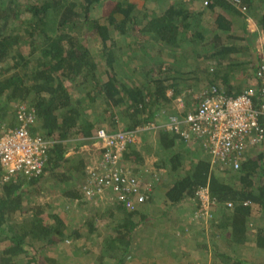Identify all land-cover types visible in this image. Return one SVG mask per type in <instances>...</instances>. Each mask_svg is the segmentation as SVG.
<instances>
[{
    "label": "trees",
    "instance_id": "1",
    "mask_svg": "<svg viewBox=\"0 0 264 264\" xmlns=\"http://www.w3.org/2000/svg\"><path fill=\"white\" fill-rule=\"evenodd\" d=\"M148 1L141 5L130 0H0V122L15 128V106L26 104L36 117L31 133L49 144L41 175L0 180V264H60L52 257L39 260L41 252L82 237L81 227L70 230L66 217L48 203L33 199L46 194L43 185L53 179L65 185L67 200L86 208L87 168L101 154L95 141L98 129L133 132L151 125L160 127L183 92L188 108L195 109L199 94L193 92L192 84L182 85L187 80L206 82L231 98L259 87L256 74L264 57V13L257 24L262 53L247 68L237 65L236 56L243 48L233 31L239 20H250L254 0H239L238 4L235 0H153L161 7L152 10L146 6ZM95 42L102 47L97 53L92 49ZM185 45H190L191 59L202 56L209 62L205 69L182 73L174 67L175 61H167L178 57L171 55L163 61L165 50ZM194 46L201 53L194 55ZM123 47L129 55H124ZM125 57L136 63L129 71L141 77V83L126 84L119 77L126 70ZM242 68L253 73L255 83L242 84L243 91L234 92L230 77ZM263 104L258 92L255 108ZM162 110L168 113L159 121ZM74 139L80 140L79 145L69 143ZM155 141L163 171L173 177L167 185L166 204L189 201L198 210L197 191L210 190L217 214L212 217V235L219 245L217 235L223 233L227 248L209 251L211 264H264V141L242 154L237 169L226 170L212 168L203 149L165 130L155 132ZM142 153L131 146L124 162L143 164ZM147 195L149 200L134 210L125 202L107 203L105 216L111 220L120 217L104 239L105 254L98 258L99 264H128L134 258V234L148 219L140 209L154 198V193ZM138 215L142 218L137 222ZM255 215H260L257 220ZM253 219L262 223L257 226ZM85 223L94 231L92 221ZM248 245L249 258L236 254L245 252Z\"/></svg>",
    "mask_w": 264,
    "mask_h": 264
},
{
    "label": "built area",
    "instance_id": "2",
    "mask_svg": "<svg viewBox=\"0 0 264 264\" xmlns=\"http://www.w3.org/2000/svg\"><path fill=\"white\" fill-rule=\"evenodd\" d=\"M261 59L256 74L259 89L250 87L231 98L215 87H208L197 97L195 109L187 108L186 93L176 98L170 118L160 127L151 125L133 132L98 129L95 141L101 154L87 168L84 189L88 203L120 201L134 210L149 200L147 193H154L155 183L145 184L136 173L138 167L124 162V155L131 146L138 149L146 133H155L158 129L203 149L212 168L237 169L242 154L264 141V104L260 109L254 105L258 92L264 99V57ZM15 118V128L0 122V180L3 182L18 175L28 178L41 175L48 159V142L30 130L36 121L34 111L26 104L16 105ZM149 175L158 182L157 174ZM196 195L200 201L196 216L211 219L214 203L209 188H200Z\"/></svg>",
    "mask_w": 264,
    "mask_h": 264
},
{
    "label": "rangeland",
    "instance_id": "3",
    "mask_svg": "<svg viewBox=\"0 0 264 264\" xmlns=\"http://www.w3.org/2000/svg\"><path fill=\"white\" fill-rule=\"evenodd\" d=\"M130 1L139 2L141 5L144 4V0ZM146 6L148 9L152 10L161 7V4L151 0L148 1ZM96 14L97 13H93L94 16ZM132 40L136 41V38L134 37ZM125 44L126 42L122 41L121 45L125 46ZM190 45H185L186 48L179 50H165L163 52V58H169L171 55L178 57V59L176 58L167 61L172 63L175 61L176 64H173L174 67L179 69L182 73L191 71V69L193 73H195V71L200 72L205 69L206 64H209V62L202 56V58L200 57L199 59H191L192 53L189 52V50H191L189 49ZM101 48L100 42H95L92 45V49L96 53L97 51H100ZM123 48L124 55H129V50L125 47ZM185 49H187V53L185 52ZM193 50L194 55L195 53H201L200 47L194 46ZM166 58H164L163 61H165ZM187 59H189V61H187ZM102 60L105 61V58H102ZM132 60L131 57H125L123 59V64L126 70L123 69V72L119 77L126 84L129 81L132 84L141 83V77L139 78L136 77L137 75L130 74L129 69H132L136 64H134ZM143 62L144 61L140 63ZM141 71L143 70L141 69ZM188 83L193 85V92L198 93L199 95L202 91L208 88L206 82L197 83L194 79L190 81L187 80V82L182 85L185 87ZM183 94L185 93L183 92ZM193 97H196V95ZM185 102L187 103V101ZM11 107L13 109L14 105ZM189 107L191 108V105ZM118 111L119 110H117V112ZM167 113V110H162L158 113L157 119L162 121L165 116H167ZM119 114L121 115V112ZM91 116H93V119L96 118V114H92ZM69 143L72 146H74L75 143H78L79 145L80 140L74 139ZM148 148H152L150 153H147ZM138 149L141 152H144L142 153L144 156V163L132 166L134 168L138 167V170L136 171H138V175L142 178L143 182L145 181V184L153 182L155 183V187L153 201L140 209L142 211L141 213L146 215L148 219L144 221V224L140 225V228L137 229L134 234L132 252L134 258L128 262V264H142L144 263V259H148L146 260V263L211 264L213 257L210 255L209 251H212L213 253L216 251H227V248H225L224 245V234L218 233L219 235H217V239L220 240V244L217 245L215 238L212 235V232H214L215 229L213 227V218L210 219L209 217L205 219L206 217L196 216L197 208L192 202L186 201L176 206L166 204L165 193L167 185L171 184L173 177L169 172L163 171L161 164L162 156H160L155 150L157 147L154 132L153 134L151 132L148 136L145 135L143 137L142 143ZM87 158L89 157L87 156ZM129 165L131 166V164ZM149 174H157L159 178L158 182H156V179H149ZM43 188L46 189V194L35 196L33 201L40 204L48 203L53 210L66 217L67 222L71 225L70 230L81 227L82 237L75 242L70 240L63 246L60 245L50 252H41L39 260H42L44 257H52L57 259L60 264H99L98 258L105 254L104 239L112 232V229L120 216H117L115 220L106 217L105 207L107 203H90L85 209H80L77 205L72 204L66 199V197H64L63 189H66L65 185L57 184L53 179L45 182ZM214 212L212 211L211 214L215 218L217 217V214ZM255 216L257 217V220L260 215ZM141 218L140 215L136 216L137 222L140 221ZM88 220L93 222L95 227L94 231H91L89 224L85 223ZM256 220L253 219V222H256L255 224L259 226L262 222H257ZM247 248H249V245L245 247V252L238 250L236 251V254L240 257L249 258ZM128 259H130V257H128Z\"/></svg>",
    "mask_w": 264,
    "mask_h": 264
},
{
    "label": "crops",
    "instance_id": "4",
    "mask_svg": "<svg viewBox=\"0 0 264 264\" xmlns=\"http://www.w3.org/2000/svg\"><path fill=\"white\" fill-rule=\"evenodd\" d=\"M195 8L197 9L198 7L195 6ZM199 9L202 8L199 7ZM262 13H264V0H254V8L252 10V14L255 16L251 14L250 15L251 20L248 22H246L245 20H239L237 22L238 24L237 29L233 30L235 32L234 36L238 37V39H241L242 42H240L239 44L243 48V50L239 53V56H236L237 65L243 64L247 68L249 65V64L247 65V63H249L250 60L254 61L256 56L258 57V54L262 52L261 46L263 41L259 35L258 26H257L258 17ZM239 69L235 72L234 76L230 77V81H231L230 85L235 88L234 92L237 90L243 91L244 87L243 88L241 87L242 84L249 85L253 82L255 83L254 75H252L253 73H249V71L246 70L245 68H242L241 70ZM181 95L182 94H179V97ZM146 260L148 259H144L145 262ZM151 264H162V263H151Z\"/></svg>",
    "mask_w": 264,
    "mask_h": 264
}]
</instances>
